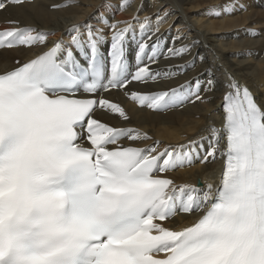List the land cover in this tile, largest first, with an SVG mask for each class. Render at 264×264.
Here are the masks:
<instances>
[{"label":"snow or ice","instance_id":"snow-or-ice-1","mask_svg":"<svg viewBox=\"0 0 264 264\" xmlns=\"http://www.w3.org/2000/svg\"><path fill=\"white\" fill-rule=\"evenodd\" d=\"M27 2L0 0V11ZM128 6L122 0L120 9ZM151 19L101 17L104 27L81 32L74 24L67 42L50 45L54 31L14 20L0 28V49H45L0 71V264H264V102L248 87L226 73L222 127L210 123L207 136L184 144L162 145L97 117L130 121L108 98L113 91L159 113L205 102L198 78L155 91L130 87L149 89L194 66L158 67L198 41L176 47L178 34L162 47L165 17L157 14L154 29ZM209 75L205 92L216 83ZM218 158L216 183L177 185L167 176Z\"/></svg>","mask_w":264,"mask_h":264},{"label":"bare ground","instance_id":"bare-ground-1","mask_svg":"<svg viewBox=\"0 0 264 264\" xmlns=\"http://www.w3.org/2000/svg\"><path fill=\"white\" fill-rule=\"evenodd\" d=\"M223 1L226 0H130V6L121 10L122 0H108L105 3H101L102 0H31L22 6H9L7 11H0V28L10 27L8 21L14 20L19 21L21 27L30 25L40 31H54L55 35L48 38L50 45L52 41L61 38L67 42L70 39L68 29L74 24L80 26L81 32L88 25L93 28L104 27L100 22L101 17H105L109 23L132 21L133 17L136 16L143 22L145 17H150L154 29L157 14L162 17L165 14L169 15L171 18L160 23V31L157 33L162 39V47L171 46L173 38L178 34L182 35L184 29L189 35L182 41H176V45L186 43L190 45L192 41H196L198 38L200 44L197 43L189 54L181 57L161 58L158 67L167 68L171 66L175 69L178 66L191 65L193 61H196V66L194 68L188 66L186 70L184 69L181 74L173 79L162 81L149 89L137 84L130 87L141 91H155L169 86L176 87L186 81H194L198 78L202 85L200 94L205 98V102H189L167 112L159 113L146 108L142 109L138 104L127 99L122 92L113 91L117 92L116 95L112 92L108 98L114 102H119L126 109L130 121L125 122L111 114L105 115L103 113H97V117L115 127H134L145 131L153 140L161 141L162 145H176L207 136L210 123H214L217 128L222 127L224 115L222 97L225 92L226 73L248 87L258 103L264 102V55L263 59H259V57L253 59L254 68L247 62L246 58L237 60L231 55L232 49L240 52L254 48L259 51L258 55L260 56L262 49H264V29L262 31L251 29V33L257 32L256 35L250 33L251 39L239 41H223L217 35L219 29L247 24L250 20L253 21L254 27H263L264 5L259 7L261 0H245L246 8H250L247 13L244 12V15L240 17L216 21L215 11L205 8L208 5ZM65 4L72 6L64 7ZM53 5H60V7L53 8ZM226 9L231 11V8L226 7ZM90 14L94 21L82 22ZM176 21L177 23H175ZM174 23L173 30H170ZM105 33H108L107 28H105ZM188 38L189 40H187ZM43 50H45L43 47H35L31 50L0 49V71L12 68L17 59L27 60ZM219 60L221 61L220 66L217 64ZM129 61L134 64L131 48L129 49ZM209 70L213 73L212 78L216 83L212 91L205 92L203 89L207 87V81L210 78ZM145 143L150 144L151 141ZM145 143H140L137 146L144 147ZM204 146L207 147V142ZM219 148L221 151L226 148L224 139L221 140ZM222 167V158L208 164H201L199 160H196L191 166L177 168L167 173V176L173 179L177 185L198 186V181H201L202 187L209 182L216 183ZM196 218L197 214L179 215L173 218V222L169 226L187 225Z\"/></svg>","mask_w":264,"mask_h":264},{"label":"rangeland","instance_id":"rangeland-1","mask_svg":"<svg viewBox=\"0 0 264 264\" xmlns=\"http://www.w3.org/2000/svg\"><path fill=\"white\" fill-rule=\"evenodd\" d=\"M106 1H108V0H102L101 3H105ZM263 5H264V1L261 0L259 7H263ZM206 7H207V8H205L206 10H215V11H219L221 13L219 16H217V15L215 16L216 21L240 17V16L244 15L243 14L244 12L247 13L250 10V8L249 9L246 8V1L245 0H226V1H223V2L218 3V4L208 5ZM226 7L231 8V11H229V10L225 11ZM164 17H165V19L163 20L164 22L171 18L169 15H166ZM88 21H94L91 14L88 15L84 20H82V22H88ZM175 23H177V21ZM175 23L173 25H171L170 30H173ZM251 29L262 31L264 29V26L263 27L261 26L258 28L254 27L253 21L250 20L247 24H241L239 26L231 27V28L227 27V28H224L221 30L219 29L217 32V35H218V38L223 40V41L246 40V39H251V37H252L250 35ZM186 32H187V30L184 29L183 34H182V36L184 38H186V36L189 35ZM187 40H189V38ZM177 41H182V40H177ZM196 41H198V44H200L199 38ZM180 45H182V44H177L176 47H179ZM185 45H189V43H186ZM192 48H191V50H192ZM234 50L235 49H232L233 53H231V55L233 56L234 59L239 60L240 58H246L248 60L247 62L250 63L253 68L255 67V65L252 64V63H254L253 59H255V58L258 59V57H259V59H263V55H264V49H262L260 56L258 55L259 51L254 49V48H248V49L242 50L240 52H237V50L236 51H234ZM192 64H194V66H191V67L194 68L196 66V61H193ZM217 64L220 66L221 61L219 60ZM185 70H186V68H185ZM116 93L117 92H113L114 95H116Z\"/></svg>","mask_w":264,"mask_h":264},{"label":"water","instance_id":"water-1","mask_svg":"<svg viewBox=\"0 0 264 264\" xmlns=\"http://www.w3.org/2000/svg\"><path fill=\"white\" fill-rule=\"evenodd\" d=\"M199 184H201V183L199 182Z\"/></svg>","mask_w":264,"mask_h":264}]
</instances>
